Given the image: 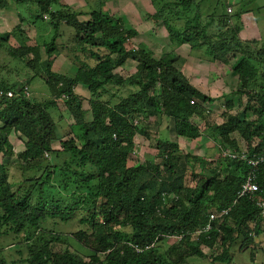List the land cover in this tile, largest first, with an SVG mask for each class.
<instances>
[{
  "label": "trees",
  "instance_id": "obj_1",
  "mask_svg": "<svg viewBox=\"0 0 264 264\" xmlns=\"http://www.w3.org/2000/svg\"><path fill=\"white\" fill-rule=\"evenodd\" d=\"M9 1L0 0V8L9 5ZM12 1L18 7L19 24L9 32L0 34V51H12L11 56L24 61L33 70L34 76L25 81V85L9 83L6 75L11 71L0 67V91H12L15 94L11 98L0 96V155H8L5 146L10 134L15 133L24 140L26 148L19 156L24 173L25 170L31 174L34 170L43 173L28 190L21 188L13 191L14 184L8 179L7 165L0 157V223L29 221L43 230L40 218H47L41 212L44 206L42 192L46 187L62 192L64 188L75 185L76 191H93L96 187L94 180L97 181L94 198L99 200V204L94 203L92 206L103 214V222L92 225L93 234L89 235L83 229L74 234V238L88 249V256L73 253L69 249L64 253L53 252L52 242L72 245L68 238L63 240L62 234L50 230L53 235L51 240L41 236L39 241L43 242L42 246L37 245L36 241L31 247L28 264H188V259L192 257L205 258V248L212 250L208 258L213 263L225 264L232 259L233 246L239 238H244L243 246L252 244L254 236L264 231V209L258 206V203L264 202V163L255 170L258 192L252 197L238 198V191L252 170L246 161L225 156L220 165L210 167L205 159L185 154L177 141L163 139L157 140L155 145L160 152L161 162L153 163L150 159L146 164L136 163L126 167L128 160L135 154L136 145L124 141L117 144L114 139L116 136L117 140H124L132 127L137 134L148 135V130L156 129L154 124L145 126L143 120H139L138 124L135 120L140 116L147 119L158 114L173 116V120L184 116L181 120L182 136L189 138L192 131L189 129L190 116L185 117L186 113L200 116L203 114V104L213 103L215 99L203 95L192 86L171 59L155 60L147 55L146 50L128 49L132 42L133 48L136 45L134 42L138 31L132 26L127 27L122 17L103 12L100 8L95 9L94 4L88 6L91 9L88 13L90 19L85 20L80 16L86 12H77L62 5V0ZM157 1L153 0L155 3ZM181 2V10L187 15H182L183 32L178 33L177 44L189 43L193 50L202 48L213 60L233 51L243 54L244 57L234 68L240 84L237 93L246 98L244 110L257 117L247 123L243 136L246 147L243 150L237 146L229 148L232 144L228 134L232 126L241 122L239 114L230 115L229 121L221 128L208 126L211 128L208 136L214 137L212 132L218 128L225 130L221 140L216 139L225 152L228 149L236 153L245 150L250 157H263V44L258 39L242 42L238 25L231 24L234 16L219 18L220 23L226 26V33H210L209 25L197 22V8L190 15L195 0ZM106 4L107 0H99L100 7ZM56 6L58 9H55ZM156 14L163 18L166 13L162 8ZM27 26L38 29V36L34 40L31 37L34 33ZM38 26L44 27L40 29ZM63 29L72 32L68 44L57 43L63 35ZM12 37L16 39L17 47L7 43ZM31 41L35 43L29 45ZM41 49L48 57L44 62L39 55ZM57 50L64 54L69 52L68 56H71V51L88 52V60H79L74 78L69 80L51 71L52 57ZM76 55L78 53L72 54ZM130 58L139 61L138 72L126 79L116 70ZM89 59L94 60L95 64L87 63ZM37 76L44 78L50 91L43 102L31 101L23 94L24 87L27 88ZM135 80L139 81L131 85ZM78 86L90 91L88 109L84 107V99L76 93ZM132 89L135 91L125 97ZM106 93L110 96L109 100L104 96ZM115 98L118 102L111 104ZM51 110L56 113L59 111L58 120ZM64 110L74 119V128L67 138L57 133L59 122L64 119L61 115ZM88 116H91L90 120ZM57 140L60 141V149L58 144L54 147ZM104 163L109 165L107 176L91 169L95 170ZM190 170L197 180L193 186L186 182ZM123 181L124 185L121 186ZM23 182V187L28 185V178ZM150 184L158 185V188L156 192L153 190L154 193L147 194L145 191L151 187ZM37 187L41 199L38 204L31 206V190ZM111 188L114 189L113 193ZM221 193L224 197L219 198L217 194ZM172 194L176 199L170 197ZM207 194H214L215 197L207 201L204 198ZM53 207L56 211L49 212L68 210V207L62 210L57 202H54ZM223 209H229V214L210 221L212 212L219 213ZM93 213L94 223L97 214L94 210ZM112 223L120 227L131 226V242L121 241L123 233L115 229ZM208 223L211 228L205 231ZM169 236H178L180 239L161 253L154 244ZM0 264L5 262L0 260Z\"/></svg>",
  "mask_w": 264,
  "mask_h": 264
},
{
  "label": "rangeland",
  "instance_id": "obj_2",
  "mask_svg": "<svg viewBox=\"0 0 264 264\" xmlns=\"http://www.w3.org/2000/svg\"><path fill=\"white\" fill-rule=\"evenodd\" d=\"M88 5L90 7L92 4H94L95 9L100 8L101 11L110 13L116 17H122L127 22V27H134L137 31L140 32L139 39L135 40L134 45L137 49L138 45L143 44L148 41L149 46L151 45L150 39H153L155 37L157 39V42L154 44L158 45L159 51H156V56L153 58H161L162 56H165L164 51H162L164 44H169V40L173 43H177V35L178 33H182V27L184 25L183 23V13L182 12V2L181 0H158L157 3L153 2V0H107V4L103 7L99 6V0H87ZM11 3V6L0 9V17L4 19V22L1 23V26H6L9 29H13L14 26L18 23V7L15 5V3L11 0L9 1V4ZM194 10L192 13L196 11L199 13V18L197 20L200 25H209L208 29L209 32L212 34H221L222 32L226 33L227 31H223L224 26L220 23V20L217 19L220 16L225 17H232L236 16L234 21L235 23L242 21V18L237 16L239 12L243 10H248V12L251 14L253 18L256 19L257 24L256 28H253V32L255 34H261L262 36L259 38L256 35L253 37L260 40V42L264 46V0H195L194 2ZM73 5H77L76 3H73ZM165 6V7H163ZM164 8V14L163 18L159 14H156L159 9ZM233 9V13H230L229 10ZM9 9V10H8ZM55 9H58V6L55 7ZM77 12H86L84 16L81 15V19H90L89 12L91 9L87 8L86 6H82V4H79L78 7L75 9ZM172 11V12H171ZM232 11V10H231ZM187 15V14H186ZM188 14V18L190 17ZM210 17H214V20L212 19V22L209 23ZM217 20V21H216ZM229 24V22H226ZM230 25V24H229ZM228 25V26H229ZM17 26V25H16ZM15 26V27H16ZM46 27V25H44ZM44 26H38L40 29ZM242 24L240 23V27ZM13 27V28H12ZM28 29H30L31 32L34 33L31 37L33 40L38 36V29L34 26H27ZM246 31L249 30V28L245 29ZM29 31V30H28ZM29 31V32H30ZM182 31V32H181ZM1 32V31H0ZM154 32V33H153ZM31 35V34H30ZM153 36V37H150ZM31 39V38H30ZM140 41L142 43H140ZM144 41V42H143ZM35 43V41H32ZM60 41H58V44ZM8 43L13 46L17 45L15 44V41L13 38H9ZM33 43H30L33 44ZM133 44V42L131 43ZM128 45V49H134L132 45ZM151 47V46H150ZM140 48H143L140 47ZM152 48V47H151ZM79 49V48H78ZM41 51H44L41 49ZM101 51V49H100ZM102 51H104L102 49ZM76 56H72V54H76ZM147 55H149V52H146ZM88 52H81L79 50L71 51V56L74 57L73 63L77 64L79 60H88ZM4 54L0 53V58L3 57ZM227 57V56H226ZM7 58L12 59L9 55ZM43 59H46L45 55L42 56ZM231 58V57H230ZM212 59V58H211ZM221 59V58H220ZM15 60V59H13ZM139 60V58H137ZM217 60V59H216ZM19 64V61H16ZM89 62L90 65H94L95 61L92 59H89L87 63ZM235 63V61H234ZM8 64V62H7ZM6 62H4L3 59L0 61V66H6ZM63 66L65 65L62 63ZM139 64V61H135L132 58L129 59V61L126 62L125 65L121 66L116 70V72L119 73V75L123 76L124 78L128 79L131 76L135 75L137 71V66ZM80 64L77 65L79 67ZM22 68V65L20 66ZM233 68H231L228 72L225 71L227 74L224 75V72H220V75L223 76L226 80H228L231 77V71ZM73 73H69V75H72ZM233 74V72H232ZM235 75V74H233ZM139 80L133 81L131 85H133L135 82ZM222 81H218L211 90L212 97H216L219 87ZM232 83V95L236 98H239V109L238 112L230 113L235 110L236 105L238 104L237 101H232V105H228L226 102L224 104L216 102V100L210 104V103H204L202 110L203 114H201V118L194 117L193 115H190L186 113V116H192L193 121L188 120L191 124L189 126V129L192 131L191 136L183 137L182 136V118L184 116H179L175 120H173V116H163L162 114H158L156 117H148L147 119H143L142 124L145 126H152L154 124L153 131L148 130V135H140L137 134L135 129L129 128L127 132V136L124 138V140L120 139L118 140L117 144L120 143V141H124L126 144L135 143V154H133V157L128 160L127 166L130 167L136 163H143L146 164L147 160L152 159V162H161L162 158L160 157V152L156 149V143L157 140H169V141H177V143L180 146V149L186 154L189 153L192 156H199L202 159H205V161L208 163L210 167H216L217 165H220V162L225 159L224 150L221 147V145L218 144L216 139L221 140V136L225 133V130L222 129H216L213 133L214 137L208 136V134L211 132V128H207L208 126H211L212 128H215V126H218L221 128V126L225 125L229 121L230 115H236L239 114L240 123H238L235 126H232V129L230 130V141L231 144L229 148H236L239 147L240 149H244L246 147L245 141L243 140L244 132L247 126V123L250 121H254L257 117L256 115L252 114L250 111L246 112L244 110V106L246 105V98L241 96L237 93V89L240 87V84L236 86V83L231 81ZM40 86L38 81H34L32 88H31V98L33 101L36 100H42L46 96L49 95V89L45 86V89H40ZM110 89H114L110 88ZM260 89V88H259ZM129 90V89H126ZM214 90V91H213ZM135 89H132L129 94H127L125 97H128L131 93H133ZM77 93L84 99V107L85 109L90 108L89 106V99L90 94L89 92L83 91L82 89L77 90ZM220 94V93H219ZM231 94V93H230ZM85 95V96H84ZM221 95V94H220ZM108 97L106 96V99ZM122 98V97H120ZM118 100L115 98L111 102V104L117 103ZM243 103V105H241ZM242 108V109H241ZM51 113L53 114L54 118L58 120V113L54 112V110H51ZM62 117H64L62 122H59L60 125L58 126V134H60L61 137L67 138L70 137V134L74 128V119L71 117L70 113L67 110H64L61 112ZM184 115V114H183ZM248 116V117H247ZM60 118V115H59ZM89 120L91 119V116L87 117ZM141 119V118H140ZM246 120V122H243ZM152 123V124H151ZM151 124V125H150ZM220 124V125H218ZM2 128V123L0 122V129ZM193 128V129H191ZM235 131V132H234ZM150 133V135H149ZM46 134V133H45ZM57 134V135H58ZM152 135V136H151ZM146 136V137H145ZM149 136V138H148ZM56 144H58V149L61 148L60 141H56L54 143V147L56 148ZM5 150L8 152V155L5 157H2L0 155L1 160L6 163L7 170H8V179L10 183L14 184L13 191L20 190L23 188V190H28L31 185H35V180H37L43 171L37 172V170L33 171V174L30 172H27L22 168L21 165L22 159L19 157L21 153L25 152L26 148L24 146V140L20 136H18L15 133L10 134V138L5 146ZM230 150V149H228ZM226 150V151H228ZM233 150V149H232ZM162 153V152H161ZM198 165V164H197ZM79 168V167H78ZM80 169V168H79ZM91 169L93 172H100L104 173V175L107 176V169H109L108 163H104V165L97 166V168L94 170L92 167ZM82 170V169H81ZM199 171V170H196ZM85 172H87L85 170ZM121 172L123 173L124 170L121 169ZM120 172V173H121ZM191 170L188 172L186 182L187 185L193 186L197 184V180L194 179V177L191 174ZM28 178V185L24 186L23 180ZM220 179L221 176H218ZM94 183L96 187L92 189L93 191H76V188L74 186H70L68 188H64L62 192H57L54 189H50L49 187H46L45 191L42 192L43 194V201L44 206L42 209V214L47 217L46 220L42 221V227L43 230H41V227H37L34 224H31L29 221L24 222L20 220L17 224L13 222L6 223L2 221L0 223V260L4 261L5 264H28V258L30 254H32V246L37 241V245L43 244L42 241H39L41 236H44L45 239H52L53 235L51 234L50 230L57 231L63 236L64 238H68L69 243H71L72 247L61 243L60 241H57L56 243L52 242L51 246L53 249V252H59L64 253L67 249L71 250L73 253L85 256L88 254V249H86L85 245H83L81 242H79L77 239L74 238V234L79 230L87 231L88 234H93L94 228H92V225H97L103 222V214L101 211L97 212L96 207L92 206L94 203L99 204V200H96L94 198V194L97 190V181L94 180ZM93 183V184H94ZM92 185V184H91ZM90 185V186H91ZM120 185H124V181L120 183ZM151 187H147V190L145 191L147 194L154 193L153 190H157V186H153L150 184ZM88 189V188H87ZM39 187L36 189L31 190L32 195L30 200V205H36L41 199V192L39 191ZM114 189L111 188V193H113ZM24 192V191H23ZM219 195V198L224 197V194H217ZM171 198L176 199V197L172 194L170 196ZM215 197L214 194H207L206 200L211 201ZM54 202L59 203V206L62 210H65V207H68V210H65L64 212L59 213H51L55 212V208L53 207ZM49 210L51 212H49ZM94 212L97 214V218L94 219L93 223V216ZM1 216V213H0ZM25 220V219H23ZM113 227L115 229L120 230L123 234H121L120 239L123 242H131L132 235H133V228L131 226L126 227H120L114 223H112ZM50 231V232H49ZM180 238L178 236H169L167 238H164L161 241H158L156 244H154L157 249H160L161 253L165 252V250L168 249L169 246L176 243ZM42 242V243H41ZM244 238L241 237L238 239L236 244L233 246L232 250V259L229 263L225 264H264V231L258 235L254 236V240L252 244L243 246ZM153 245V246H154ZM204 253L206 255L205 258H190L188 259V264H222V263H213L208 256L212 254V250L205 248Z\"/></svg>",
  "mask_w": 264,
  "mask_h": 264
},
{
  "label": "crops",
  "instance_id": "obj_3",
  "mask_svg": "<svg viewBox=\"0 0 264 264\" xmlns=\"http://www.w3.org/2000/svg\"><path fill=\"white\" fill-rule=\"evenodd\" d=\"M61 2H62V5L69 6V7H71V9H75L76 7L79 6V4H82V6H86L87 8H89L88 7L89 5L87 3L88 1H86V0H62ZM73 3H76L77 5L76 6L73 5ZM9 6H11V3L7 6H5V8H7ZM5 8L3 7L0 9H5ZM231 10L232 11L230 13H233V9H231ZM17 16H18V14H17ZM237 16L241 17L242 21L235 23L234 19H232L231 24H232V26H234L235 24L238 25V28L240 30L239 39L242 42L246 41V40L253 39V37L255 35L259 38L262 36L261 34H255V32L252 31L254 27L256 28L257 21L255 18H253L251 16V14L248 12V10H243L242 12L240 11ZM235 17L236 16H234V18ZM219 18H217V19H219ZM2 22H4V19L0 17V31H1L0 34H3L6 31L9 32L10 30H12L11 28L10 29L8 27L6 28V26H3V25L1 26ZM210 22H212V17H210V19H209V23ZM240 23L242 24L241 27H240ZM18 24H19V17H18V23L16 25H18ZM246 28H249V30L246 31L245 30ZM225 29H226V26H224L223 30H225ZM71 33L72 32L67 31V30L64 31V29H63V35L64 36L62 35L57 40V43H58V41H60L59 42L60 44L70 43L69 38L72 37ZM139 34H140V32L138 31L136 39H139ZM150 37H153V36H150ZM254 39H256V38H254ZM13 40L15 41V44H17L16 39L13 38ZM150 41L151 42H149V43H151L150 46L152 48L149 46L148 41L146 40V42L143 41L144 45L143 44L138 45L137 51L146 50V52H149V55L153 58L156 56V51H159V49H158V45L154 44V42L155 43L157 42V39L155 37H153V39H150ZM30 43H33V42L31 41L28 44L30 45ZM140 43H142V42L140 41ZM8 44L11 47H17V45L13 46L12 44L10 45V43H8ZM142 46H143V48H140ZM134 48H136V47L134 46ZM2 51L3 50H1L0 53L4 54V56L0 58V61H1V59H3L4 62H6V64L8 62V64L6 66H0V67L1 68L4 67L8 71H11V73H8L6 75V81L7 82H9V83L16 82L18 84L25 85V81H28V80L33 78V76H34L33 70H31V68H29L24 61H21V59H19V57H16V58L12 57L11 56L12 51H3V52ZM162 51H164L165 56H162L161 58H158V59L154 58L155 60H159V59H163V58L171 59L173 64L175 65V67L186 76L189 83L192 86H194L197 90H199L203 95L214 98L216 100V102H219L222 104H224L226 102L230 106L232 105V101H237L238 104L236 105L235 110L230 112V113L238 112L240 102H239V98H236L232 95V91H231L232 83H231V81L234 82L233 84L236 83V86L239 85V79H238V76L235 74L234 68L244 57L243 54L233 51V52H229L227 55H225V57H222L221 59L213 60L210 58V56L206 55V53L204 52V49H202V48L198 49V50H193L191 44H189V43H184L182 45H178L177 43L175 44V43L171 42V40H169V44H167V42H166V44H164ZM67 53H69V52H65V54H64L58 50L56 52H54V55H53L52 61H51V71L54 73H57L61 77H65V78L70 80V79L74 78V76L76 75V72L78 71L77 65L80 62L77 61L78 62L77 64L73 63L74 57H72L70 55L68 56ZM8 55L12 59L7 58ZM39 55L42 59V62H44L48 59V57L46 56L44 51H41L39 53ZM43 55H45L46 59L42 58ZM32 56L33 55L31 54V57ZM13 59H15V60H13ZM16 61H19V64ZM234 61H235V63H234ZM62 63H64L65 65L63 66ZM21 65H22V68H20ZM231 68H233V70L231 71V77L228 80H226L225 78H223V76L225 74H227L225 71L228 72ZM219 71L224 72V75L221 76ZM232 72L235 75H233ZM69 73H73V74L69 75ZM35 80L38 81L39 85H41L40 89H45V86L48 87L45 83L44 78L42 76H37V78L33 79L28 85V87L30 88V92H31L33 82ZM218 81H220V82L222 81V83L220 84V87H219L220 89H219L216 97H212L213 95H211L212 93H211L210 89H212L213 86ZM79 89H82L83 91L89 92L88 88H86V87L84 88L82 86H78L76 88V92ZM48 96H46V97H48ZM45 98L42 100H36V102H43L45 100ZM208 103H210V102H207V104ZM241 105H243V103H241ZM192 121H193V119H192ZM218 125H220V124H218Z\"/></svg>",
  "mask_w": 264,
  "mask_h": 264
},
{
  "label": "built area",
  "instance_id": "obj_4",
  "mask_svg": "<svg viewBox=\"0 0 264 264\" xmlns=\"http://www.w3.org/2000/svg\"><path fill=\"white\" fill-rule=\"evenodd\" d=\"M231 12V10H229ZM0 96H6L8 98H11L14 96V93L12 91H0ZM224 155L226 157H229L233 160H243L246 161L252 168L251 172L248 173L246 180L242 183L240 190L238 191V198H244V197H252L255 193L258 192L259 187L256 183V172L258 166L262 163H264V156L263 157H257V155H254L253 157H250V154L248 151H241L240 153L236 152H225ZM258 206L264 209V202L258 203ZM264 213V211H263ZM229 214V209H223L221 212H212L210 214V221L217 220L222 216H225ZM211 228V224L208 223L205 231H208Z\"/></svg>",
  "mask_w": 264,
  "mask_h": 264
},
{
  "label": "clouds",
  "instance_id": "obj_5",
  "mask_svg": "<svg viewBox=\"0 0 264 264\" xmlns=\"http://www.w3.org/2000/svg\"><path fill=\"white\" fill-rule=\"evenodd\" d=\"M135 50H136V48L133 49V51H135ZM28 89H29L28 87H27V88L24 87L23 94H24L27 98H29L31 101H33L32 98H31V94H30L31 92H30V90H28ZM76 93H77V92H76ZM89 94H90V91H89ZM14 95H15V94H14ZM108 95H109L108 93L104 94L105 97H106V96L108 97L107 100H109V97H110V96H108ZM116 97H118V96H116ZM90 98H91V94H90ZM118 98H119V97H118ZM89 100H90V99H89ZM192 104H194V102H192ZM210 104H212V103H210ZM89 106H90V105H89ZM193 116H194V115H193ZM194 117L201 118V116H198V115H197V116L195 115ZM140 118H141V119H140ZM191 119H193L192 116H191V117H188V120H191ZM139 120H143V119H142V116H140L139 119L135 120V123L138 124V121H139ZM114 139H115V142L118 141L116 136H114ZM226 152H234V151H230V150H228V151H226Z\"/></svg>",
  "mask_w": 264,
  "mask_h": 264
}]
</instances>
